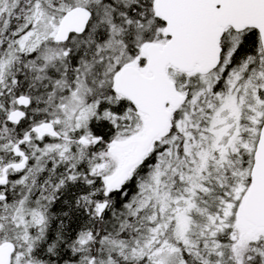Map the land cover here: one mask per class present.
<instances>
[{"label": "snow or ice", "instance_id": "obj_1", "mask_svg": "<svg viewBox=\"0 0 264 264\" xmlns=\"http://www.w3.org/2000/svg\"><path fill=\"white\" fill-rule=\"evenodd\" d=\"M0 264H264V0H0Z\"/></svg>", "mask_w": 264, "mask_h": 264}]
</instances>
